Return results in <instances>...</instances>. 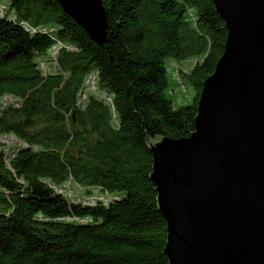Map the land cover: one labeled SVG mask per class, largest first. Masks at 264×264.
Segmentation results:
<instances>
[{"label": "trees", "instance_id": "16d2710c", "mask_svg": "<svg viewBox=\"0 0 264 264\" xmlns=\"http://www.w3.org/2000/svg\"><path fill=\"white\" fill-rule=\"evenodd\" d=\"M1 1L0 136L20 143L0 149V264H170L147 140L195 130L228 36L214 1L102 0V45L58 0ZM172 59L194 60L181 72L195 89L183 103ZM92 72L112 102L90 93L82 107ZM67 183L114 198L76 202Z\"/></svg>", "mask_w": 264, "mask_h": 264}, {"label": "water", "instance_id": "95a60500", "mask_svg": "<svg viewBox=\"0 0 264 264\" xmlns=\"http://www.w3.org/2000/svg\"><path fill=\"white\" fill-rule=\"evenodd\" d=\"M102 45V0H58ZM228 36L195 130L148 138L170 264H264V0H213Z\"/></svg>", "mask_w": 264, "mask_h": 264}, {"label": "rangeland", "instance_id": "374dc122", "mask_svg": "<svg viewBox=\"0 0 264 264\" xmlns=\"http://www.w3.org/2000/svg\"><path fill=\"white\" fill-rule=\"evenodd\" d=\"M9 10L8 7V3L7 1H1L0 2V15H5L7 14ZM12 15V16H11ZM10 16L12 18H14L15 16H13V14H11ZM53 31V29L51 30ZM61 43L58 44L57 49L55 51V49H53L54 52H50L48 55L45 56V61L43 62L42 68L46 73H48V71H51L50 66H52V58L51 57H55L57 54V50L61 47ZM70 47V45L68 46ZM170 70L171 72L169 73L170 76V80L172 83V89L174 90L173 93L176 94V96L178 97V100L180 101V103L186 102L188 100H190L194 93H195V89L191 84H185L182 81V77H181V72L182 71H187L189 70V68L192 66H194V64L192 65V63L194 62L193 59H188L185 61H177V60H170ZM53 70V68H52ZM97 76L96 74H94V72L91 73V76H88L86 78L85 81V85H84V89L81 93V96L78 100V105L80 106H84L85 102L88 98V95L90 93H94V95L99 96L100 98L105 99L108 102H112L111 97L105 92L99 89L98 87V82H97ZM183 83H182V82ZM182 86H181V85ZM185 85V86H184ZM182 87H184L185 89H183ZM185 90V91H183ZM180 97V98H179ZM0 141L2 143H4V145H0V149H2V147H5V150L7 153H10L12 151V149L14 147H16L20 142L15 138L14 135H1L0 136ZM65 195H67L69 197V199H73L76 202L78 201H82L84 203H95L98 200H102L105 203H109L111 201L112 198V194H106L104 191H101L100 188L98 187H93L90 188V192L88 187L86 186H79V185H70V183H67L65 186ZM60 192V191H58Z\"/></svg>", "mask_w": 264, "mask_h": 264}]
</instances>
